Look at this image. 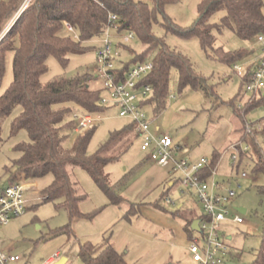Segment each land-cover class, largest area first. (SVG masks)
<instances>
[{"label": "rangeland", "instance_id": "1", "mask_svg": "<svg viewBox=\"0 0 264 264\" xmlns=\"http://www.w3.org/2000/svg\"><path fill=\"white\" fill-rule=\"evenodd\" d=\"M201 1L177 0L166 5L164 13L177 28L186 29L195 23ZM262 2L264 11V0ZM17 11L6 22L0 33V40L18 19H15ZM221 15L222 12L214 14L209 22L218 23ZM158 21L159 24L153 26L156 37L189 60L195 72L205 80L206 90L186 88L180 92L177 72L171 69L164 109L157 114L153 106L145 105L143 108L151 122L150 130L152 133L168 134L173 145H181V151L184 154L187 152V157L193 163L198 162L202 156L209 160L214 152L222 155L217 180L223 181L227 189L235 191L236 197L231 207L245 209V214H241L244 220L242 224L227 221L222 223L225 238L231 237L225 242L229 252L222 264H253L264 232V196L257 193V188L264 186V176L253 174L249 157L243 158L238 167V158L234 161L230 158L234 154L230 144L236 141L235 129L241 127L240 119L235 115L230 102L234 99L235 106L242 107L248 100V94L244 91L241 79L236 76L233 65L218 61L212 51L204 50L195 37L186 39L165 33L160 26L165 21L160 17ZM214 35L215 48L248 52L246 57L235 64L241 68L246 61L253 60L261 49L255 40H240L228 30L220 33L214 31ZM99 47L98 41L82 43L83 49L68 54L65 66L49 57L46 62L47 72L40 77L41 83L53 78L69 79L88 75L91 77L90 87L100 86L96 77L99 64L95 58V50ZM125 47L127 49L122 48L121 59L124 62L131 59L133 64L138 63V57L143 54L144 61H152L156 53V50L146 53L147 46L137 39ZM12 60L13 52L9 51L5 56L4 73L0 80V96L12 82ZM103 95L106 94L103 92ZM20 112L21 107H15L0 124V188L10 177L6 169H10L12 161L20 157L15 148L29 142V136L24 130L11 133L13 120ZM263 119L264 106L257 107L245 116L246 122L250 124ZM127 122L119 118L115 111L101 115L96 133L88 146V153L96 152L105 143L110 132L120 129ZM78 134H68L63 145L70 147ZM259 142L264 147V139L260 138ZM140 143V138H137L118 162L110 163L104 168V174L109 176L111 185H116L122 178L129 176L127 183L118 189L126 201L139 205L129 222L123 220L127 205H109L102 191L79 168H75L72 174L86 195L79 210L92 218L70 220L68 213L56 206L57 202L43 203L41 191L52 181V176L47 175L34 181V188L26 192L25 213L0 226V252L19 258L18 261L7 264H45L56 252L59 258H67V264H82L78 258V242H90L99 246L102 238L111 233L115 235L116 245L123 251L128 264H190L182 248H174L173 230L182 224L177 215V212L180 213L178 206L182 205L181 212L200 215L199 205L186 192L181 193L183 189L176 185L172 192L164 194L163 186L156 185V182L163 177L165 170L145 159V154L139 149ZM183 153L177 154L178 157L183 158ZM142 162L145 164L138 168ZM242 173L246 177L243 178ZM166 199L170 201L169 204L165 202ZM156 203L159 208L155 207Z\"/></svg>", "mask_w": 264, "mask_h": 264}, {"label": "trees", "instance_id": "2", "mask_svg": "<svg viewBox=\"0 0 264 264\" xmlns=\"http://www.w3.org/2000/svg\"><path fill=\"white\" fill-rule=\"evenodd\" d=\"M22 2L23 0L0 1V33ZM175 2L177 0H31L28 3L0 40V80L4 73L6 53L13 52L12 82L0 96V124L19 106L21 112L13 120L11 133L24 130L29 136L28 143L15 148L20 157L12 161L10 169H6L10 174L8 185L15 183L18 174L31 182L51 175V183L41 191L43 203L57 202L56 206L62 207L70 220L90 219L92 217L79 210L80 203L86 198L72 175L73 170L79 168L102 191L109 205L128 206L123 217L129 221L139 205L126 201L118 192L127 183L129 176L122 178L118 184L111 185L109 176L104 174V168L110 163L118 162L139 138L135 124L127 122L120 129L110 132L105 143L92 154L88 153V146L98 125L80 132L72 145L66 148L63 143L68 134L76 133V124L72 119L74 113L105 115L110 111L99 102L104 90L101 85L90 87L91 77L88 75L69 79L53 78L46 83H41L40 77L47 72L46 62L49 57L65 66L68 54L83 49L82 43L100 38L108 16L113 14L121 23V31H133L136 39L147 46L146 53L156 50L151 61L153 69L141 80V84H148L153 89L152 96L142 106H153L154 112L158 114L165 107L171 69L177 72L180 92L186 88L206 90L205 80L195 72L189 60L156 37L153 26L159 24V17L165 21V24L160 25L165 33L186 39L197 38L204 50H211L218 61L229 66H236L248 52L215 48L214 31L220 33L228 30L243 41H256L258 35H264L262 0H202L197 8L195 23L186 29L177 28L164 13V7ZM219 12L222 15L218 23H210V18ZM66 24L76 31L77 41L70 39ZM122 48L127 49L125 45L120 46L121 50ZM260 54L261 51L259 56ZM143 55L138 57V63L144 61ZM258 57L254 67L250 65L243 71L240 78L243 88L251 78ZM131 61L129 59L124 62L120 59L118 70L121 73L127 71L133 65ZM230 103L241 121L238 130L240 137L233 144H237V167L243 158L249 157L253 174L264 176V147L259 142L260 138L264 139V130L246 131V125L252 124L245 120L249 112L264 106V89L249 98L240 108L235 106L234 99ZM240 143L246 144L249 149L242 152ZM219 156L213 153L208 167L203 170L204 178L216 168ZM257 193L264 196V186L258 187ZM192 222L193 219H189L184 226L190 238L194 233L191 230ZM78 258L82 264H128L124 254L118 253L111 244L110 234L103 238L99 246L90 242H78ZM253 264H264V232Z\"/></svg>", "mask_w": 264, "mask_h": 264}, {"label": "built area", "instance_id": "3", "mask_svg": "<svg viewBox=\"0 0 264 264\" xmlns=\"http://www.w3.org/2000/svg\"><path fill=\"white\" fill-rule=\"evenodd\" d=\"M30 1H23L15 19L21 15ZM65 28L70 39L77 41L78 35L73 27L66 24ZM121 30V23L117 17L110 14L101 37L95 40L100 43V47L95 50V58L99 64L96 77L106 94L101 97L100 105L116 111L119 118L133 122L141 140L139 149L145 154L146 159L166 169L172 177V185L177 184L183 189L181 193L186 192L198 203L201 210L199 232L188 246L193 264H222L229 252L222 223L227 221L239 225L244 221L241 214L231 207L236 193L217 180L216 168L204 178L203 170L208 167L209 160L201 158L193 163L180 158L177 155L179 148L173 145L168 134L157 135L151 132V122L144 112L142 103L152 96L153 89L148 84L142 85L141 80L152 71L153 63L143 61L131 65L123 73L118 70L117 65L122 58L120 46L128 45L136 39L133 31ZM256 42L260 45L261 54L249 82L244 85V91L250 98L264 89V35H258ZM234 72L242 78L243 69L240 66H234ZM72 119L76 124L75 132L80 133L98 125L101 115L74 113ZM251 129L263 131L264 119L256 124L246 125V131ZM236 145L231 146V150L234 151L232 160L238 158ZM239 147L242 152L249 149L246 144L240 143ZM242 177H246V174L242 173ZM32 188H34L32 183L22 179L0 191V226L25 213L27 209L25 194ZM165 202L169 204L170 201L166 199ZM58 257L59 255L55 254L52 261ZM18 260L17 256L0 252V264Z\"/></svg>", "mask_w": 264, "mask_h": 264}, {"label": "crops", "instance_id": "4", "mask_svg": "<svg viewBox=\"0 0 264 264\" xmlns=\"http://www.w3.org/2000/svg\"><path fill=\"white\" fill-rule=\"evenodd\" d=\"M259 53H260V50L258 51V53H257V55L254 57V59L253 60H248V61H246L245 63H243V65H242V69H243V71L245 70V68L246 67H248V66H250V65H253V67H254V64L256 63V60H257V57L259 56ZM237 76V75H236ZM238 77V76H237ZM239 78V77H238ZM250 97H249V95H248V99H249ZM248 101V100H247ZM110 111H114V110H110ZM116 112V111H115ZM238 117V116H237ZM240 123H241V121H240ZM240 128H236L235 130V135H236V141L234 142V143H236L237 141H238V139H239V137H240V132L238 131ZM155 134H161V133H155ZM234 143H232V144H230V149H231V146L234 144ZM176 147H178L179 148V153H180V155H182V146L181 145H175ZM189 153V152H188ZM214 153H216V154H219L220 156H219V159H218V161H217V164H216V171H217V169H218V166H219V164H220V161H221V158H222V155L220 154V153H218V152H214ZM125 155V154H124ZM123 155V156H124ZM233 155V154H232ZM232 155H230V158H231V160H232ZM122 156V157H123ZM213 156V155H212ZM121 157V158H122ZM183 158H185V159H187L188 161H190V162H193V161H191L188 157H187V152H186V154H184L183 153V156H182ZM201 158H205V157H201ZM201 158H199V159H201ZM146 159V158H145ZM198 159V160H199ZM207 159V158H206ZM147 160V159H146ZM148 162H150L149 160H147ZM234 161V160H233ZM143 164H145V162H142V163H140L139 165H138V168H141V166L143 165ZM157 167H159V166H157ZM160 169H163V170H165V173L163 174V177L161 178V179H157V180H159L158 182H156V185H161V186H163V188H164V190L165 191H167V194H169L170 192H172V190H174L175 189V185H176V187L178 186L177 184H173L172 185V182H171V180H172V177H170V175H169V172L166 170V169H164V168H161L160 167ZM22 179H25L24 178V176L22 175V174H18L17 176H16V180L17 181H19V180H22ZM16 182V181H15ZM31 182V181H30ZM219 182H221V183H223V181H219ZM8 183L9 182H7L6 184H4L3 186H1L2 188H0V190H2V189H4L7 185H8ZM32 184H33V182H31ZM224 184V183H223ZM34 185V184H33ZM193 199V198H192ZM135 204V203H134ZM123 206H125V205H123ZM122 206V207H123ZM116 207H120V206H116ZM128 207V206H127ZM155 207H157V208H159V204L158 203H156L155 204ZM128 209V208H127ZM127 209L125 210V213H126V211H127ZM177 210L178 211H180V213H177L178 214V217L180 218V220L182 221V224L179 226V228H177L175 231L173 230V246H174V248L175 249H177L178 247H181L182 248V250L184 251V253L187 255V258H188V261H189V263L190 264H193V262L191 261V258H190V254H189V252H188V246L191 244V242H192V240L195 238V237H197L198 236V232L199 231H194V233L192 234V238H190V235L186 232V230L184 229V226H185V223H186V221L187 220H189V219H193V221H195V220H198V223H199V219H200V215H197V214H193V213H191V212H181V210H182V205H180V206H178L177 207ZM233 210L235 211V212H237L236 211V208H233ZM136 212H137V209L135 210V214H136ZM125 213H124V215H125ZM135 214H133L132 216H134ZM124 218V217H123ZM124 221H126V222H129V221H127L126 219H123ZM199 228V227H198ZM195 235V236H194ZM197 235V236H196ZM115 235H113L112 233H111V235H110V242H111V244L113 245V247H114V249L118 252V253H122L123 254V251H121L120 250V248L116 245V240H115V237H114ZM104 237V236H103ZM231 239V237L229 236V237H227V240H230ZM102 240H103V238H102ZM56 254H58V252H56ZM59 255V254H58ZM53 258V257H52ZM52 258L50 257V258H48L47 260H46V262H48L49 264H54L56 261H58L60 258H62V257H58V259L57 260H54V261H52ZM46 262H45V264H46ZM127 262V261H126ZM11 263H14V262H11ZM64 264H67V258H66V262L64 263Z\"/></svg>", "mask_w": 264, "mask_h": 264}, {"label": "water", "instance_id": "5", "mask_svg": "<svg viewBox=\"0 0 264 264\" xmlns=\"http://www.w3.org/2000/svg\"><path fill=\"white\" fill-rule=\"evenodd\" d=\"M236 211L240 214H245V209L243 208H236ZM191 230L193 231H199V228H198V220H195L192 222L191 224ZM66 262V258L65 257H62L60 258L58 261H56L54 264H64Z\"/></svg>", "mask_w": 264, "mask_h": 264}]
</instances>
